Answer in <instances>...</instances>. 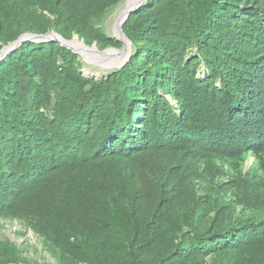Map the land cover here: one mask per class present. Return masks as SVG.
I'll return each instance as SVG.
<instances>
[{
	"label": "trees",
	"instance_id": "16d2710c",
	"mask_svg": "<svg viewBox=\"0 0 264 264\" xmlns=\"http://www.w3.org/2000/svg\"><path fill=\"white\" fill-rule=\"evenodd\" d=\"M119 1L0 0V48L50 28L118 45L96 22ZM122 30L133 51L99 77L53 40L0 61V215L59 264H264V217L227 221L214 198L206 224L190 179L264 153V0H146ZM0 264L29 263L0 240Z\"/></svg>",
	"mask_w": 264,
	"mask_h": 264
},
{
	"label": "rangeland",
	"instance_id": "374dc122",
	"mask_svg": "<svg viewBox=\"0 0 264 264\" xmlns=\"http://www.w3.org/2000/svg\"><path fill=\"white\" fill-rule=\"evenodd\" d=\"M125 1L121 0L107 8L103 16L96 22V27H99L105 35L112 38L118 45H101L95 41L87 43L74 32L70 33L65 39L78 38L88 47L96 46L97 51L100 53L112 50L111 55L110 53L107 54L109 58H120L121 53L119 51H122L123 44L121 41L114 39L113 36L117 12ZM47 32L56 31L50 28ZM24 33L43 34L32 31ZM132 51L133 47L130 45L128 51L130 55ZM100 58L103 59L95 54L92 56L91 62H87L77 55L80 72L88 77H99L112 70V68L102 67L98 60ZM196 162V166L194 169L192 168L190 179L194 187V196H196L194 201H198L202 207H206V224L215 214L216 207L213 208L209 205L214 198L227 206L228 210L225 214L227 221L246 220L251 216L264 217V153L256 154L249 151L241 154L236 159L213 156L207 162L203 160ZM246 193L252 196L258 195L257 204H251L252 201L244 200L242 196H245ZM194 205L195 202L188 205L187 211L189 212ZM0 240L14 242L21 256L29 264H59L58 253L48 247L43 239L34 233L29 223L21 217L0 215ZM214 257V255L208 256L206 258L207 264H212V260L218 259Z\"/></svg>",
	"mask_w": 264,
	"mask_h": 264
},
{
	"label": "water",
	"instance_id": "95a60500",
	"mask_svg": "<svg viewBox=\"0 0 264 264\" xmlns=\"http://www.w3.org/2000/svg\"><path fill=\"white\" fill-rule=\"evenodd\" d=\"M146 0H138L136 3L132 4L131 7L128 8L126 15L123 17L122 21L120 22L119 25V32L122 36V39L119 40L118 38L115 37V35L113 36V38H115L116 40H119L122 42L123 44V49L122 51H119L121 53V60H120V64L116 67L119 68L120 66H122L130 57V53L129 51V46L131 45L130 40L126 37V35L124 34L123 30H122V25L123 23L126 21V19L128 18V16L130 15L131 12L135 11L136 9L139 8V6ZM29 40V41H33V42H38V41H49V40H53V41H57L60 45L70 49L72 52L76 53L75 50H73L72 48H69L64 41H68L67 39H65L64 37H62L60 34L56 33V32H46L43 34H31V33H22L21 35H19L15 40L9 42L6 45H3L0 48V61L12 50H14L15 48H17L22 42ZM77 54V53H76ZM126 54V55H125ZM114 68V69H116ZM113 70V69H112Z\"/></svg>",
	"mask_w": 264,
	"mask_h": 264
},
{
	"label": "bare ground",
	"instance_id": "6f19581e",
	"mask_svg": "<svg viewBox=\"0 0 264 264\" xmlns=\"http://www.w3.org/2000/svg\"><path fill=\"white\" fill-rule=\"evenodd\" d=\"M138 0H126L122 6L120 7L119 11L117 12V18L115 22V27H114V35L116 38L119 40L122 39V36L119 32V25L120 22L122 21L123 17L126 15V12L129 7H131L132 4L136 3ZM115 39V38H114ZM64 43L69 47L72 48L73 50L76 51L77 55H79L84 61L91 62L92 56L95 54L98 56H101L103 59H98L104 68H116L120 64L121 56L120 58H109L107 54L112 52V50H108L106 52H98L96 46L93 47H88L83 41L79 40L78 38H74L72 40L64 41ZM112 53H110L111 55ZM109 55V56H110ZM94 61V60H93ZM97 61V60H96ZM98 61V62H99Z\"/></svg>",
	"mask_w": 264,
	"mask_h": 264
}]
</instances>
